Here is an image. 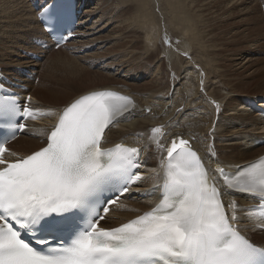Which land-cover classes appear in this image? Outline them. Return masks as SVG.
I'll use <instances>...</instances> for the list:
<instances>
[{
  "label": "snow or ice",
  "instance_id": "snow-or-ice-1",
  "mask_svg": "<svg viewBox=\"0 0 264 264\" xmlns=\"http://www.w3.org/2000/svg\"><path fill=\"white\" fill-rule=\"evenodd\" d=\"M62 16L58 0L41 10L57 47L71 38L60 31ZM131 107L130 97L112 91L81 95L59 112L44 147L16 157L5 145L27 130L22 121L46 113L30 96L23 103L14 93L0 96V264H264V245L247 235L264 231V157L233 174L218 164L210 175L190 140L165 141L163 125L150 136L160 155L161 202L119 227L101 226L109 210L101 215V203L115 204L144 178L139 148L104 147L106 129ZM235 193L256 199L258 211L249 214ZM65 232L68 239L58 240Z\"/></svg>",
  "mask_w": 264,
  "mask_h": 264
},
{
  "label": "bare ground",
  "instance_id": "bare-ground-1",
  "mask_svg": "<svg viewBox=\"0 0 264 264\" xmlns=\"http://www.w3.org/2000/svg\"><path fill=\"white\" fill-rule=\"evenodd\" d=\"M91 1H96V4L93 6ZM237 1L235 4L233 0H85L86 8L78 23L82 27L80 37L78 40H73L68 46L77 47V45H73L77 41L81 43L88 41L86 45L92 44L87 46L91 49L88 54L84 52L87 55L86 58L82 54L83 50L79 51L80 54L77 56L76 52L78 51L74 49L76 60L68 61L69 65H65L71 72L69 75H64L63 80L56 77L55 67L57 69V66H62L59 59L52 66L53 68L49 67L48 73L52 70L54 79L51 89H46L41 87L42 80L46 79V76H43L41 72L38 75L36 73L41 63L26 59L23 57V52L18 54V48L31 52L35 50L36 47L33 45L32 39L42 38L43 35L36 19V13L34 14L30 6V0H0V26L2 24V27H5L0 30V47L3 48L0 49V63L4 67L6 75L20 77L24 85L30 88L34 108L47 113V117L42 121L30 122V130L10 146L11 151L16 154V157L37 151L44 145L41 143V138L46 136L49 127L56 122L59 112L71 101L91 91L107 90L130 97L134 104L128 113L119 118L106 131L104 145L111 147L123 142L141 149L142 163L145 166L144 178L139 188L134 189L138 190L140 195L149 192L161 178L158 175L160 155L150 139L153 127L164 126V131L167 133L165 141L170 142V139L177 135L190 140L192 147L197 149L207 163L210 175H216L215 169L218 164L227 172L229 170L236 171L242 166L259 160L264 154V146L258 147L256 143L264 139V119L257 113L249 111L246 108L245 100L264 94V88L260 86L264 83V76L253 83L246 81L244 73H241L240 77L243 82L239 81L233 85V82L228 80L229 75L224 74L228 70L224 73V69L222 72L220 71L223 65L228 68H231V64L237 65V67L243 65L242 62L236 63L237 61L233 57L236 51L234 54L228 55L227 58L220 59L225 55V52L233 51L231 48L227 50V47H221L224 46L222 40H226L230 47L235 44L237 38L236 42H240V32L238 30L235 32L232 28L236 24L227 22L231 16L230 12H232L229 5L231 6V2L237 5ZM240 1L244 7L247 6L248 0ZM252 2L253 0H251ZM121 6L124 8L121 9ZM244 9L247 10L246 7ZM256 10L257 7L253 8L250 13L253 14ZM226 15V22L224 20V25H221L224 30L217 33L219 29H217V23L222 22L221 17L224 18ZM234 16H236L235 13ZM216 21L219 22L216 25L213 24L211 33L209 32L213 37L206 45L204 40L208 39L209 35L207 38L203 37L202 30L207 32L208 29H205L209 27V25L206 26L207 22L214 23ZM204 22L207 24L204 25ZM2 27L0 28L2 29ZM236 27L238 28L237 25ZM261 29L264 31V26H261ZM129 36H133L135 39H131L132 50L145 46V48H141V56L131 57L132 54H130L131 59L129 57L127 61L121 59L118 64L113 61L112 65L111 63L107 64L104 57H100L99 60L95 59V64L100 61L102 62L99 63L100 65L105 63L98 69V72L108 65L114 67L115 64L114 68L119 69L120 73L123 71L124 74L141 75L139 77L141 79L144 76L150 78L152 73L150 69L141 67V64H134V67L129 65L146 55L145 64L153 63L151 66H154L156 59L162 60L160 63L161 78L154 77L156 79H153V82L151 80L142 85L134 84L129 81L130 79H127L129 76L123 77V80H116L117 75L113 74L115 70L112 68L111 73L116 76L113 80L111 79V85L93 87L82 92L77 91L79 92L77 94H73V91L72 95L70 80H74L73 76H81L82 73L87 72L85 67H80L82 63L79 62V64L78 61L99 54L101 49L104 50L103 48L106 46H102L103 43L110 45L113 43L110 48H105L107 54L108 52L116 53L125 48V44L121 40L129 38ZM257 45H254V49H258L259 54L264 53V46L258 47L259 45ZM68 46L64 49L69 48ZM251 51H253L252 48L249 52L256 53ZM129 53L127 52V56ZM6 56H9L10 62L6 61ZM19 56L25 58V61L20 62L17 59ZM15 58L16 60H14ZM118 58L117 56L116 59L118 60ZM259 62L263 64L262 67L258 68L259 70L252 69L251 73L264 71V59ZM120 63L122 64L120 65ZM243 67L245 68V66ZM88 68L90 67L88 66ZM244 68H240L242 72H244ZM245 70L251 69L246 67ZM19 71H26L30 75L36 73V77L34 81L29 80L25 74ZM97 75L98 78L102 76L100 73ZM37 79H39L38 83ZM109 79L107 77V80ZM132 80L134 81V79ZM228 82L233 88L227 86ZM249 85L256 86L258 91H246L244 86ZM217 104L219 105L218 110ZM29 134H34V137ZM233 196L241 207L248 209L249 214L253 215L251 212L253 199L239 193H235ZM229 198L231 197H225L226 200ZM154 202V197L142 199L136 196L131 200H123L107 218L106 224L109 228L115 227L150 209ZM247 235L257 245H264V232L254 230ZM254 236H258V240Z\"/></svg>",
  "mask_w": 264,
  "mask_h": 264
},
{
  "label": "rangeland",
  "instance_id": "rangeland-1",
  "mask_svg": "<svg viewBox=\"0 0 264 264\" xmlns=\"http://www.w3.org/2000/svg\"><path fill=\"white\" fill-rule=\"evenodd\" d=\"M235 1H237V0H233V2L236 4V2ZM256 1H260V0H256ZM255 0H253V2L251 3V0H248L247 2H248V4H247V6H245L246 7V11H245V7L243 6V3H242V1H240V0H238L237 2V5H235L233 2H231L230 4H231V6L229 5V7H230V9L232 10V12H230L231 13V16L228 18V20H227V22L229 23V24H231V23H235L237 26H238V28L236 27V25H233V29L235 30V32L238 30V32H240L239 33V37H240V39H239V43L238 42H236V41H238V38L236 39V41H235V44L234 45H231V47L230 46H228V42L226 41V40H222V45H224V46H221V47H223V48H226L227 47V50H229V48H231V49H233V51H229L228 53L227 52H225L224 54V56H222L220 59L222 60V59H225V58H227L228 57V55H230L231 53H233L234 54V52H235V54H234V58L236 59H234L235 61H237L236 63H243V65H242V67L241 66H238L237 67V65H233V64H231L230 66H231V68H228V67H225V65H223L224 66V68H223V66H221V69H220V71L222 72V70H223V73H224V71H226V70H228V72L226 71V73H224V74H227V75H229V77H228V80L230 81V82H233V85H234V83L235 84H237V82H243L242 80L243 79H241V73H244V75H245V80L246 81H248V82H256L258 79H261V78H263V76H264V71H262V72H260V73H251L252 72V69H257V70H259L258 68H260V67H262V63L261 62H259L260 60H263L264 59V53H258V49H254L255 48V44H258L257 46L258 47H260V46H264V31H262V29H261V26H264V23H263V18L264 17H262V15H263V13H262V11H263V9H264V0L262 1H260V2H256ZM101 2V1H100ZM242 4H241V3ZM261 3V4H260ZM91 4L94 6V4H96V1H91ZM252 4H254V5H252ZM235 5V7H233ZM222 6V5H221ZM122 7L123 6H121V9H122ZM236 7H238V8H236ZM255 7H257V10H256V12L255 13H250L252 10H253V8H255ZM94 8V7H93ZM92 8V9H93ZM124 8V7H123ZM193 8V7H192ZM239 8H240V10H239ZM248 8H251L250 10L248 9ZM91 10V9H90ZM241 11H245V12H241ZM248 12V13H247ZM234 13L236 14V16H234ZM239 13V14H238ZM261 13H262V15H261ZM229 14V13H228ZM233 14V15H232ZM252 14V15H251ZM34 15V14H33ZM240 15V16H239ZM242 16V17H241ZM222 18V22H219V21H216V22H212V23H209V22H207V23H203L204 25H206V26H208L209 25V27H207V28H205V29H208L207 30V32H204L203 30H202V35H203V37H205V38H207V36L209 35V38L208 39H206V40H204V41H206V45H208L207 43H208V41L210 40V39H212V37L213 36H210V31H211V27H212V25L213 24H215L216 25V23L217 22H219V23H217V29L219 28L220 29V31H218L217 30V33H221V31L222 30H224L223 28H222V26L221 25H224V23L226 22V18H227V15L223 18V17H221ZM242 18V19H241ZM244 18V19H243ZM253 19L252 21L250 20V19ZM224 20H225V22H224ZM242 20V21H241ZM244 21V22H243ZM224 22V23H223ZM263 24V25H262ZM203 26V25H202ZM206 26H203V27H206ZM214 26V25H213ZM220 26V27H219ZM0 27H2V24H1V26ZM226 27V26H225ZM5 27L3 26L2 27V29L0 28V30H3ZM110 29H112V28H110ZM109 29V30H110ZM204 29V30H205ZM227 29V28H226ZM247 29H249V30H247ZM253 29H254V31H253ZM139 33H140V31L139 30H137ZM245 31V32H244ZM210 32V33H209ZM234 33V32H233ZM262 33H263V35H262ZM201 35V34H200ZM201 35V36H202ZM247 36V37H246ZM132 37V38H131ZM263 37V38H262ZM242 38V39H241ZM131 39H134V37L133 36H129V38L127 37L125 40L123 39V40H121V42L123 43V44H125V48H122V49H120L118 52H116V53H110V52H108V54L105 52V50L107 49V48H110V46L111 45H113V43H111V45L110 44H108V43H106V44H102V46H104V45H106L103 49L104 50H102L101 49V51L99 52V54H97V55H94V56H91V57H89L88 59H83V60H80V61H78V63L80 62V63H82V64H80V67H85V70H87V72H84V73H82V75L81 76H73V78H74V80L73 79H71L70 80V83H72L71 84V87H72V89H71V91H70V93L72 94V92H73V94H77V93H79L80 91L82 92V91H85V90H88V89H91V88H95V87H101V86H109V85H111L112 83H111V79L113 80L114 78H115V76H116V80L117 79H122L123 80V77H125V78H127L128 76V80L130 81V82H132V83H134V84H140V85H142V84H145L146 82H150L151 80H152V82L156 79V78H161V76H162V72H161V70H160V63H162V60H158V59H156L157 61H155V63H154V66H151L152 64H150L149 65V63H147V64H145V57H146V55H143L142 56V58H140V59H138V61L137 62H135V63H131V64H129V65H131V67L134 65V64H136V65H140L141 67H143V68H148L147 70H149L150 69V72H152L151 73V75H150V78H149V76L147 77V76H144V77H142V79L141 78H139V77H141V75H138V76H136V75H134V74H132V75H129L128 73H123V71L120 73L119 72V69H117V68H114L115 67V64H114V67H111V65L113 64V63H111V62H115V63H119V61L122 59V61H127V60H129V59H131L130 58V54H132L131 55V57H133V56H135V57H137V56H141L140 54H141V52H142V49L143 48H145V46H139L140 48H137V49H135V50H132L131 49V46H132V44H133V42H131L132 40ZM88 40H91V39H88ZM93 40V39H92ZM135 40V39H134ZM25 41V40H24ZM204 41H203V43H204ZM224 41V42H223ZM261 41V42H260ZM262 41H263V43H262ZM88 41H86V43H87ZM117 42V40L115 41V43ZM78 43V44H77ZM86 43H81V42H79V41H77L76 43H74L73 45H77V47H69V48H67V49H60V50H57V51H54L53 52V50H51V51H47V53H46V55L44 56V54L45 53H42V60H40V62L39 63H41V64H43V65H41L40 64V68L39 69H37V75L38 74H40V72L42 73V75L43 76H46V79H43L42 80V83H41V87H44V88H46V89H51V87H52V81H53V79L54 78H52L53 77V73L54 72H52V70L48 73V68L49 67H52V66H54L55 65V63H56V61L59 59V61H61V65L62 66H57L58 68L56 69V67H55V71H56V77L58 78V79H60V80H63V78H64V75H69L70 74V70H67V68H66V66L67 65H69V63H68V61H72L73 59L74 60H76L75 58H74V49H76V51H78V52H76L77 53V56H78V54H80L79 53V51H82L83 50V48H85V47H87V46H89V45H92V44H89V45H86ZM230 43V42H229ZM82 44V45H81ZM127 44V45H126ZM205 45V44H204ZM205 45V46H206ZM78 46H79V48H78ZM100 46V45H99ZM220 47V48H221ZM78 48V49H77ZM106 48V49H105ZM142 48V49H141ZM240 48H242V49H240ZM250 48H252L253 49V51H251V52H256V53H253V54H251L250 52H249V50H250ZM0 49H3L2 47H0ZM124 49V50H123ZM130 49V50H129ZM127 50H129V51H127ZM141 50V51H140ZM25 51H28V50H22V49H19L18 48V54L19 53H21V52H25ZM130 51H132V52H130ZM238 51V52H237ZM33 52H36L39 56H40V54H41V52H39L38 50H34ZM127 52L129 53V56H127ZM247 52V53H246ZM89 52H87L86 54H88ZM125 53V54H124ZM83 55H85V53H82ZM241 54V55H240ZM245 54V56H243ZM68 55V56H67ZM113 55V56H112ZM119 57L118 58V60L116 59L117 58V56ZM236 55V56H235ZM0 56H1V54H0ZM56 56V57H55ZM243 56V57H242ZM7 57V58H6ZM5 58H6V61H8V62H10L11 60L9 59V56H6ZM24 57H26L25 56V53H24ZM73 57V58H72ZM87 57V55H85V58ZM100 57H104L106 60V62H107V64H110L111 63V65L108 67V66H106V67H104L102 70H99V72H98V69H100L101 68V66L105 63H103L102 65H100L99 63H102L101 61L100 62H97L96 64H95V62H96V60L95 59H100ZM114 59H113V58ZM116 57V58H115ZM128 57H129V59H128ZM240 57V58H239ZM247 57V59H244V58H246ZM126 58V59H125ZM243 58V59H242ZM2 59V58H1ZM17 59L20 61V62H24L25 61V58H20V56L19 57H17ZM66 59V60H65ZM241 59V60H240ZM10 60V61H9ZM13 60V59H12ZM14 60H16V58L14 59ZM103 60V59H102ZM118 61V62H116V61ZM233 60V61H234ZM243 60H245V61H243ZM256 60V61H255ZM64 61V62H63ZM161 61V62H160ZM49 62V63H48ZM67 62V64H65ZM255 62H257V63H255ZM3 63V62H2ZM63 63H64V65H63ZM122 63H120V65H121ZM3 65H4V63H3ZM66 65V66H65ZM83 65V66H82ZM88 66L90 67V68H88ZM128 66V65H127ZM243 66H245V68L247 67H249L251 70H245V68L243 67ZM134 67V66H133ZM233 67V68H232ZM53 68V67H52ZM61 68V69H60ZM65 68L66 70H63V69ZM112 68H114V70L115 71H113V74H116V75H113L112 73H111V70H112ZM124 68V67H123ZM240 68H244V72H242V69H240ZM82 69H84V68H82ZM110 71H108V70ZM125 69V68H124ZM107 70V71H106ZM217 70V69H216ZM218 70H219V68H218ZM6 71L7 72H9L8 71V69H6ZM69 73H68V72ZM158 71H160V72H158ZM231 71V72H230ZM67 72V73H66ZM91 72V73H90ZM100 73V74H102V76H101V78L99 77H97L98 75V73ZM36 73H35V77H36ZM48 73V74H47ZM237 73H239V75H236ZM125 75V76H124ZM158 76V77H157ZM79 77V78H78ZM107 77H108V79L109 80H107ZM133 77V78H132ZM137 77V78H136ZM154 77H156V78H154ZM136 78V79H135ZM76 79V80H75ZM78 79V80H77ZM97 79V80H96ZM132 79H134V81L132 80ZM154 79V80H153ZM224 79V78H223ZM136 80V81H135ZM226 80H227V78H226ZM39 82V79H37V83ZM74 82V83H73ZM88 82V83H87ZM102 83V84H101ZM78 84H80V85H78ZM80 86V87H79ZM227 86H230V88H233V86L232 85H230L229 84V82L227 83ZM250 86V85H249ZM244 86L245 87V90L246 91H248V90H251L252 92H254V91H258V88H256V86H254V85H252V86ZM260 86H262V88H264V83L263 84H261ZM248 87V88H247ZM80 89V90H79ZM82 89V90H81ZM77 91H79V92H77ZM242 91V90H241ZM264 92V91H263ZM31 93V92H30ZM72 94V95H73ZM258 96V95H257ZM260 97H262V96H264V94H261V95H259ZM44 143V142H43ZM255 237V239L257 238V240H258V236H254Z\"/></svg>",
  "mask_w": 264,
  "mask_h": 264
}]
</instances>
